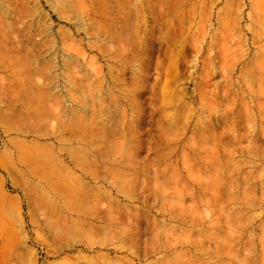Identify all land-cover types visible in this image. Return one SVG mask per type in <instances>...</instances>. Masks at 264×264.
<instances>
[{
    "label": "rangeland",
    "instance_id": "1",
    "mask_svg": "<svg viewBox=\"0 0 264 264\" xmlns=\"http://www.w3.org/2000/svg\"><path fill=\"white\" fill-rule=\"evenodd\" d=\"M0 264H264V0H0Z\"/></svg>",
    "mask_w": 264,
    "mask_h": 264
},
{
    "label": "bare ground",
    "instance_id": "2",
    "mask_svg": "<svg viewBox=\"0 0 264 264\" xmlns=\"http://www.w3.org/2000/svg\"><path fill=\"white\" fill-rule=\"evenodd\" d=\"M29 74V73H28ZM30 75V74H29ZM27 80V79H26ZM46 175V174H45ZM47 176H49V175H47ZM47 176H46V178H47ZM51 176V175H50ZM44 177V176H43ZM52 177V176H51ZM45 179V178H44ZM48 182H49V180H48Z\"/></svg>",
    "mask_w": 264,
    "mask_h": 264
}]
</instances>
